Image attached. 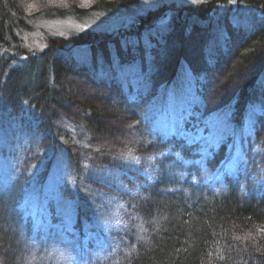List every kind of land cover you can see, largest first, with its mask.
Returning a JSON list of instances; mask_svg holds the SVG:
<instances>
[{
    "label": "trees",
    "instance_id": "16d2710c",
    "mask_svg": "<svg viewBox=\"0 0 264 264\" xmlns=\"http://www.w3.org/2000/svg\"><path fill=\"white\" fill-rule=\"evenodd\" d=\"M142 1L0 0V112L20 120L31 136L27 163H38L52 147L40 188L54 153L64 158L67 174L58 180L59 192L73 202L81 241L97 229L91 217L106 208L101 196L123 203L125 219L140 217L139 239L123 234L92 264H264V193L258 184L264 179V106L248 113L254 103L264 105V0L159 8L111 35L86 30L49 37L43 50L23 57L28 52L20 49V35L31 15L80 20L131 11ZM232 1L258 12L246 23L236 21ZM220 6L225 9L217 15ZM118 71L132 78L126 86L115 79ZM166 96L193 102L173 115L183 117L186 129L206 117L234 128L252 120L242 139L248 153L231 163L234 170L229 173L230 159L220 160L224 141L206 164L213 174L223 173L221 187L201 183L189 150L175 140L179 153H173L170 135L164 138L155 126L171 117L158 106ZM21 196L16 183L0 189V264H61L25 253L29 239L15 215ZM78 246L83 252L82 242Z\"/></svg>",
    "mask_w": 264,
    "mask_h": 264
},
{
    "label": "rangeland",
    "instance_id": "374dc122",
    "mask_svg": "<svg viewBox=\"0 0 264 264\" xmlns=\"http://www.w3.org/2000/svg\"><path fill=\"white\" fill-rule=\"evenodd\" d=\"M206 1L208 0H143L137 8L131 11H125L115 15L91 14V16L80 20L70 17L32 18L33 16L31 15V19H24L27 23V29L21 31L20 49L28 52L24 53L23 56L27 57V54H35L43 50L47 45L46 39L52 36L66 37L73 33L86 30L111 35L119 30L127 29L139 16L142 17L148 11L159 8H169L171 10L180 6L197 5ZM45 2L54 5L55 3H60V0H45ZM229 4L234 12V19L236 21L240 17L246 23L249 21L250 15L253 12H258V9L244 4L237 5L234 1ZM224 9V7L220 6L217 15H221L220 12ZM168 10L166 11L167 14L159 15L161 17L158 19V23L161 24L166 20L165 16L170 14ZM127 73L118 71L115 75V79L118 82H125L123 86H126L132 80V78H129L130 80L127 79ZM169 98L171 97L166 96L160 98L158 106L160 108L164 107L163 113L167 116L171 114V117H161L155 126L161 130V135L164 138L168 139L170 135L169 141L171 142L170 147L173 153H179L178 148L174 149L173 147L175 146V140L181 141L179 149L186 147L185 149L189 150L192 155V163L197 165L203 174L201 183L211 184L213 187H221L224 179L223 173L213 174L206 164L212 158V152L216 151L222 144L221 142L224 141V155L220 160L222 162L231 160L230 165L227 166L230 168V173L233 168L231 163L236 159L240 160L241 157H244L245 153H248L244 149L242 139L252 131V120L246 117L237 128H234L228 121L226 123L222 120L219 124V121L216 120L218 117L210 120L206 117L201 122H196L197 120L194 122L190 121V127L186 129L182 121L183 117H175L173 119V115L175 112L179 113L182 108L193 106V102L181 101L185 98L181 100L170 99L169 101ZM263 106L261 102H256L249 109L248 113L252 115L261 112ZM227 112L228 110H224L225 114ZM0 113V189L6 192L12 183H16L19 190L22 193L24 192L22 204H19L20 211H17L15 215H17V225L21 228V233L25 232L28 236L27 238H29L24 245L28 249H25V253L29 254V257L33 258L34 261L37 260L40 262L46 260L52 261L50 259L54 257L56 260H60L61 264H70L71 262L72 264H92V260L99 261L105 257L106 252L115 244L119 243L120 237L123 234L131 236L133 240L140 238L142 231V222L141 224L138 222L139 220L141 221L140 217L138 215H131V217L125 219V216H123V214L125 215L122 207L123 203L113 198L108 200L107 198L109 196H101V205L104 203L106 208L104 210L100 209V212L93 214L91 217L92 221L95 222V227L98 229V236L94 235L97 229L94 232L88 230L86 234H83V241H81V231L74 226L76 222V211L73 202L64 198L59 192L58 180L67 174V166L61 163L64 158L62 159V156L60 158L58 156L55 157L54 163L46 175V183L40 188L39 186L45 178H43L42 173L51 156L52 147H47L46 153L48 156H42L38 163H27L26 153L28 151L27 147L29 146L27 138H31V136L26 134L24 129L21 128V131L18 128V122H21L20 120L16 122L11 121L6 117L7 112L1 111ZM27 116L29 115L26 113V119L28 118ZM173 121L178 122V124L175 125ZM67 128L69 132H75L76 126L69 124ZM204 128L206 131H204ZM32 155H38L37 151L34 150ZM176 156L178 159L179 155L176 154ZM240 164L242 162L237 165L236 173L241 168L239 167ZM21 169V175L23 176L20 180H16ZM263 180L258 182V184L261 185L264 193ZM136 194L134 193L133 195L136 196ZM19 198L16 199V202ZM132 199L135 200V197ZM3 212H6L5 207ZM135 221H137L138 226ZM128 230H132V232H126ZM80 242H82L83 252L75 248L79 247L78 244ZM37 249L41 257H38ZM96 257L98 259H92Z\"/></svg>",
    "mask_w": 264,
    "mask_h": 264
},
{
    "label": "bare ground",
    "instance_id": "6f19581e",
    "mask_svg": "<svg viewBox=\"0 0 264 264\" xmlns=\"http://www.w3.org/2000/svg\"><path fill=\"white\" fill-rule=\"evenodd\" d=\"M15 122H16V121H15ZM18 128L22 131L21 128H23V125L20 124L19 122H18ZM54 156H56V157H57V156L60 157L59 154H56V152L54 153ZM61 163H64V164H65V161H61ZM23 193H24V192H23ZM23 193H22V196H21L20 199H19V203H20V204H22V199H23V197H24V196H23ZM10 230H11V229H10ZM24 235H25V232L22 233V236H24ZM27 237H28V236H27V234H26L25 238H26V239H29V238H27ZM54 259H55V258L53 257V260H54ZM25 260H26V258H25L23 261H25Z\"/></svg>",
    "mask_w": 264,
    "mask_h": 264
}]
</instances>
